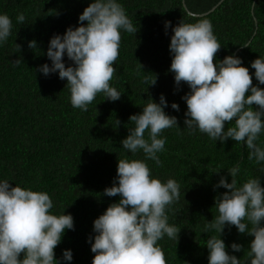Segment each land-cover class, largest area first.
<instances>
[{
  "label": "trees",
  "instance_id": "1",
  "mask_svg": "<svg viewBox=\"0 0 264 264\" xmlns=\"http://www.w3.org/2000/svg\"><path fill=\"white\" fill-rule=\"evenodd\" d=\"M90 2L0 0V14H7L12 21L11 35L0 45V179L47 192L53 202L52 214H71L74 230H65L54 248V258L70 249V264H91L94 254L86 240L94 235L92 221L118 199L103 195V189L112 186L117 161L144 159L142 152L132 155L121 148V139L134 127L128 117L139 113L149 98L158 102L163 94L167 104L179 106V111L171 107L164 111L176 116L181 130H162L165 143L157 154L160 165L152 160L145 162L161 182L172 178L179 184L180 198L166 209V214L168 223L180 230L176 242L165 236L157 244L166 264H207L205 241L218 234L204 232V225L217 215L214 198L226 191L213 189V185L219 175L230 182L226 169L239 163L238 185L258 175L264 187V173L258 171L264 162L258 165L249 161L241 143L226 139L221 144L199 131L189 134L183 129L186 105L180 97L188 88L183 82L177 88L168 71L171 27L180 21L209 20L221 45L214 63L226 55H236L251 76L254 69L249 67L250 61L264 56V0H118L137 25L134 35L121 31L119 54L113 63L116 73L109 81L122 93L111 102L98 93L87 110L81 111L71 106L65 80L56 73L44 76L35 69L50 65L44 55L50 37L77 26L78 15ZM18 13L25 17L23 24L16 21ZM164 21L170 22L167 35ZM29 40L36 42V48L27 47ZM16 44L20 45L18 51ZM16 59L19 63L14 66L12 60ZM62 59L65 66L71 63L66 57ZM153 76L155 84L147 85L146 78ZM252 83L257 84L254 77ZM231 126L233 122H226L225 129ZM257 143L264 147V132ZM216 169L219 174L213 172ZM219 238L226 251L242 262L247 259L251 236L226 225ZM232 242L241 245L240 252L228 248Z\"/></svg>",
  "mask_w": 264,
  "mask_h": 264
},
{
  "label": "clouds",
  "instance_id": "2",
  "mask_svg": "<svg viewBox=\"0 0 264 264\" xmlns=\"http://www.w3.org/2000/svg\"><path fill=\"white\" fill-rule=\"evenodd\" d=\"M24 20L23 13H18L17 23L23 24ZM169 26V21L163 22L165 35ZM11 30L10 17L0 14V45ZM121 31L132 35L137 31L122 4L118 0H91L78 15L77 26L50 37L44 55L51 63L41 64L35 71L44 76L56 73L65 80L71 106L81 111L87 110L98 93L103 94V99L116 101L122 92L110 86L109 81L116 73L113 63L119 54ZM171 32L168 71L177 88L181 82L188 88L180 97L186 105L183 129L189 134L199 131L221 144L226 139L241 143L247 150V159L262 164L264 147L257 141L264 132V88L257 85H264V56L250 61L249 67L254 69L250 76L248 67L242 66L236 55H226L214 63L221 45L209 20L180 21L171 27ZM15 47L18 51L20 45ZM27 47L36 48V42L29 40ZM63 57L71 62L68 66ZM18 63V59L12 60L14 66ZM252 77L257 84L252 83ZM146 83L154 85L155 76L146 78ZM165 107L179 111L176 103L167 104L160 94L158 102L149 98L139 113L128 117L134 127L121 139V148L132 155L142 152L144 159L117 161L112 186L104 188L103 195L118 199L92 221L94 235L86 240L94 254L91 264H166L157 241L165 236L177 241L180 228L168 223L166 209L180 198V186L172 178L161 182L152 176L145 162L152 160L160 165L157 154L165 143L162 130H181L176 116L167 114ZM230 121L233 126L225 129ZM226 170L230 182L219 175L213 185V189H226L214 198L217 215L204 225V232L218 234L205 241L207 264H264V187L258 175L238 185L239 163ZM258 171L264 173V167ZM213 172L219 174V169ZM52 207L47 192L0 179V264H70L71 250L64 249L60 257L54 258V248L65 230H74L73 218L71 214H52ZM226 225L252 237L243 262L226 251L219 238ZM228 248L241 251L239 243H229Z\"/></svg>",
  "mask_w": 264,
  "mask_h": 264
},
{
  "label": "water",
  "instance_id": "3",
  "mask_svg": "<svg viewBox=\"0 0 264 264\" xmlns=\"http://www.w3.org/2000/svg\"><path fill=\"white\" fill-rule=\"evenodd\" d=\"M223 0H221V2H222ZM220 2V3H221ZM219 3V4H220ZM216 8H213L211 11H209V13H211V12H213V10H215ZM209 13H207V14H202V15H199V16H196V17H203V16H206V15H208Z\"/></svg>",
  "mask_w": 264,
  "mask_h": 264
}]
</instances>
